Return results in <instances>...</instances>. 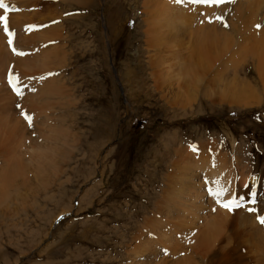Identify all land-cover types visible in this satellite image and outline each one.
I'll list each match as a JSON object with an SVG mask.
<instances>
[{
    "label": "rangeland",
    "instance_id": "1",
    "mask_svg": "<svg viewBox=\"0 0 264 264\" xmlns=\"http://www.w3.org/2000/svg\"><path fill=\"white\" fill-rule=\"evenodd\" d=\"M86 1L84 5H71L65 0L14 3L19 9L21 4H35V9H22L27 14L22 16L25 21L36 22L31 26L35 32L27 33L32 37L30 43L43 47L39 39L45 35L44 29L52 28L53 21L62 20L58 16L54 18L57 20L42 19L48 17L45 6L52 4L73 32L63 46H74L71 59L58 75L61 97L49 100L52 106L48 123L63 134L52 139L54 144L48 145L50 148L41 147L48 155L46 173L42 178H34L30 173L27 184H23L26 182L17 172L8 183L9 198H13L0 204V264H148L151 260L158 264L165 253L161 249L166 245L161 246L156 239L165 244L166 241L159 226L152 228L157 219L175 215V208L164 205L166 200L171 198L170 204H175L183 199L184 195L175 199L176 194L171 193V189L178 188L176 182L167 186L168 175L173 170L177 173L176 163L183 148L197 151L202 146L204 153L210 155L217 149V155L222 154L227 161L224 165L228 163L230 167L231 182L234 172H249L257 177L256 183L263 192L258 190V194L264 198V86L257 73V59L244 51L249 44L260 46L264 38V4L257 7L258 1L236 0L207 4L203 11L183 9V13L190 15L185 20L188 30L194 26L200 33L196 32L193 38L208 33L221 40L229 36L237 48L217 58L215 64H219L212 69H190L195 76H201V90L190 87L194 100L182 107L167 102L165 91H160L151 77L155 68L150 69L147 62L154 51L144 42V0ZM7 3V14L17 16L21 12L11 9L13 0ZM32 16L35 19L30 21ZM203 26L208 33H202ZM208 26H215L216 31ZM256 30L259 32L254 34ZM5 39L11 55L9 67H16L24 59L44 56L40 53L27 57L15 41L8 36ZM175 39L160 52L166 60L162 68L177 61L186 63L187 52L193 58L189 66L195 67L204 60L210 62L206 52L198 50L193 54L192 40L185 48L184 42L180 45ZM172 44L175 47L170 48ZM234 77L240 80L235 86L245 85L241 89L244 95L255 91L259 101L249 96H244L243 101L224 96V89ZM27 128L34 131L29 124ZM34 133L37 138L38 132ZM196 174L198 181L199 173ZM202 178L209 181V174L204 172ZM180 180L184 183L185 177ZM207 185L206 182L203 187ZM250 187L249 183L244 186L246 196ZM210 191L215 197L212 200H218L216 192ZM238 204L240 208L244 205ZM222 241L216 247L219 253L206 257V262L211 259L212 264H233L234 258L229 254L232 244ZM238 249L246 253L242 244ZM169 260L167 264H171ZM240 264L256 263L254 258L245 257V263Z\"/></svg>",
    "mask_w": 264,
    "mask_h": 264
},
{
    "label": "bare ground",
    "instance_id": "2",
    "mask_svg": "<svg viewBox=\"0 0 264 264\" xmlns=\"http://www.w3.org/2000/svg\"><path fill=\"white\" fill-rule=\"evenodd\" d=\"M7 1L10 0H2L4 7L0 8V17L4 18L3 22H0V204L13 198L12 196L9 198L10 194L8 189L10 186H8V183H10V179L14 177L17 172L19 174L21 173L23 181L26 182L23 184H27V181L30 179V173L34 178H42L46 173L47 164L45 161L48 159V155L44 149H41V147L45 146L44 148H46L53 143L52 139L57 140L59 139V136L61 137L63 134L62 131L58 132L54 127L49 125L50 122L48 120L51 118L48 111H50L52 106L49 100L52 97H58L59 100L61 97L62 84L59 83L58 75L60 74V71L64 69L63 66L68 64L67 60L71 59L74 46L73 44L71 47L68 45L67 49L63 46L65 42H68V35H73V32L71 28L66 27L62 14L60 12L57 13L56 7H53L54 5L49 4L45 6L48 11V17L44 16L42 19H54L58 16L61 17L62 20H58V23L52 20V23L55 25L52 28L44 29L45 35L42 39H39L43 46L41 47L39 44L35 46L33 43H30L32 37L29 38V35H27V33L35 32L31 26L35 25L36 22H27L25 21V18L22 17L27 15L22 12V9H27V7L29 10L35 9V4H33V2L29 3L27 6L21 4L19 9L16 8L14 4L18 0H13L11 9L21 10V12L18 13L17 16H11L6 13L8 8L6 5L8 4ZM65 1L69 2L71 5H84L87 2L86 0ZM188 1L189 2L182 1L181 3H177L175 0H144L141 3L143 6V12L147 13L146 20H144L146 25V28L143 30V35L146 37L144 42L149 45L148 48L154 51L153 55L150 54L151 56H149L147 62L150 69L155 68L151 77L154 83L159 85L160 91H165V94L168 97L167 102L177 105L182 104V107L185 103H190L194 100V96L190 92V87L194 86L201 90V76H195L193 70L190 69H212L219 64H215L218 60L217 58H221L222 54H225L226 52L228 53L231 49L236 50L237 48V46H234L235 43L233 44L234 40L229 36L227 39L223 38V40H221L218 36L214 37V35L208 33L204 26V28H202L204 29L202 30V33L203 31L207 32L210 40L211 38L212 40L210 41L207 35L193 38L192 36L196 32L198 33V31L194 30V26L188 30V27L186 26L187 21L185 22V20L190 15H187L182 11L183 9L185 10V8L186 10L191 8L203 11L204 9H207V4L193 3L190 2V0ZM252 1H258L256 4L257 7L264 4V0ZM247 3L248 1L242 4L246 5ZM196 13H199V11ZM197 18L199 19V17ZM33 19H35L34 16L29 18L30 21ZM44 21L46 20H43L42 22ZM202 21L206 23L204 18ZM198 26H200V24ZM213 27H209L210 30H215L216 27ZM258 32L259 31L254 34ZM6 35L15 41L18 46L23 48V55L29 57L33 54L40 55L41 53V55L44 56H42V59L21 60V63L16 65V67L12 66L11 71L7 70L9 68L7 63L11 59V55L7 49ZM175 37L179 40L180 45L184 42L183 44L185 48L189 44V40H192L193 54L196 55L195 52L198 50L199 52H206V54L211 57L210 62L204 60L205 62L201 61L202 63H199L195 67L189 66L193 61V58L187 52V55L185 56L186 63L183 60L184 63H181V61H175L176 64H170L168 67L164 66L165 68H162V64H165L166 60L161 57L160 52L164 50V45L171 43L172 39L175 41ZM45 39L50 40L47 42ZM221 42L224 44L222 45ZM258 43L260 42L258 41ZM259 45L260 46L253 47L252 44H249L248 47H244V51L257 59V73L259 78L261 76V81L264 86V38ZM173 46L174 45L172 44L170 48ZM166 49H168V45ZM166 54H168V52ZM174 68L178 69V71L174 70ZM18 71L20 73H18ZM46 73L52 75L47 76L45 75ZM197 74H199V72H197ZM41 75L42 77L45 75L43 79L41 78ZM239 81L240 80L237 77H234L232 82L228 83V87H226L227 89H224L226 90L224 91L226 92L224 93V96H227L228 94L231 96V100L236 101H243L245 99L244 96H249L258 102L259 99L255 98H258L259 95L257 96L255 91L253 92L250 90L249 93L244 90L246 93H249V95H244L241 89L244 88L245 85L240 87L235 86V84H239ZM165 88L166 90H164ZM162 96L164 98V95ZM54 103H58V101ZM60 106L63 107L64 105L60 103ZM21 110L23 113L26 112L27 116L32 117L31 127L33 128L32 130H34L33 132L27 128L29 124L28 121L26 125L25 119L24 121L22 120ZM34 132H38L37 138L35 137ZM58 134L59 136H56ZM197 148H199L197 151L193 150L194 148H188L186 150L183 148L181 153H179V155L177 154L178 162L176 164H179L177 166V173L173 170L167 178V186L175 182L176 186H178L175 190L171 189L172 195L176 194L175 199L184 195L183 199L175 204H170L171 198L170 200L168 199L165 201L166 203H169H165V206L175 208V215L170 214V216H166L167 219L165 218L163 220L157 219V222L154 219H151L152 222H156H154L155 224H153L152 229H156L159 226L158 229L163 230L160 233L166 241L165 244L156 239L161 246L166 245L161 249L165 253H163V256L159 257L158 260H160V262L158 264H167L170 261L169 259H171V264H196L195 260L197 259L204 261V264H212L211 259V262H206L205 259H207L206 257H215V254L219 253L216 247L219 246V243L224 239L228 241L226 243L232 244L229 254L234 258L233 264L245 263V257L254 258L256 264H264V225L260 224L257 220L258 215H264V198L259 197V184L256 183L257 177L250 176L249 172H244V170L240 169V178H235V181L233 180L231 182L230 167L228 168V163L224 165V162L227 161L222 158V154L217 155L216 149L212 150V154L210 155L204 153L205 149L202 146ZM193 153H195V155ZM50 161L52 162L51 158ZM240 167H242V165ZM204 172L209 174V181H205L204 178H202ZM196 173H199L198 181L196 180ZM180 177H185L184 183L181 182ZM207 177L208 176H206V178ZM246 180H250L252 188L248 196L243 194L245 191L244 183ZM206 182L208 185L204 188L203 185ZM28 185L30 186V184ZM209 190H211L210 192H216L215 195L219 197L218 200H212L215 197L213 196L212 198V194L209 193ZM12 192L15 194V191ZM164 192H166V190H164ZM217 193L220 194L217 195ZM183 200H185V202ZM230 200H235L237 203L242 202L244 205L241 208L240 206L234 207L232 210L222 206ZM159 206L160 205H158V207ZM249 208H253L255 211H248ZM169 212H171V210ZM165 221L166 223L163 225ZM165 227L169 230L167 231ZM144 243L146 244V242ZM241 244L245 246L246 253H241L242 250L238 249V245ZM221 247L223 249L224 244ZM166 250H168V252ZM149 252H151V250H149ZM166 255L170 258L168 259L164 257ZM152 263V260L148 262V264Z\"/></svg>",
    "mask_w": 264,
    "mask_h": 264
},
{
    "label": "snow or ice",
    "instance_id": "3",
    "mask_svg": "<svg viewBox=\"0 0 264 264\" xmlns=\"http://www.w3.org/2000/svg\"><path fill=\"white\" fill-rule=\"evenodd\" d=\"M175 2L181 3L182 0H175ZM190 2L219 5V4H223V3H235L236 0H190ZM3 7H4V4H3L2 0H0V8H3ZM217 19H220V18L217 17ZM3 20H4V18L0 17V22H3ZM257 27H260V25H257ZM25 119L29 122V126H31L32 117L26 115ZM219 194L220 193H217V195H219ZM222 206L225 208H228L229 210H232L233 207H239L241 205H239L235 200H230L228 203H225ZM248 211H255V209L249 208ZM257 220L260 224L264 225V215H258Z\"/></svg>",
    "mask_w": 264,
    "mask_h": 264
}]
</instances>
